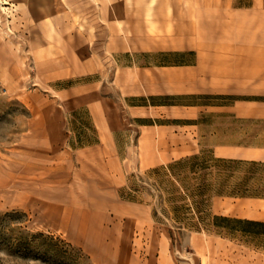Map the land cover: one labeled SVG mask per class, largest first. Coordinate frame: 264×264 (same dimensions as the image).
I'll list each match as a JSON object with an SVG mask.
<instances>
[{"label":"rangeland","instance_id":"obj_1","mask_svg":"<svg viewBox=\"0 0 264 264\" xmlns=\"http://www.w3.org/2000/svg\"><path fill=\"white\" fill-rule=\"evenodd\" d=\"M73 1L0 4V264H264V224L215 219L264 223L263 168L238 187L264 162V107L246 103L264 93L205 91L196 65L215 5L263 18L264 0H126L105 21ZM93 36L115 44L92 57ZM193 154L240 162L210 169L180 222L166 166Z\"/></svg>","mask_w":264,"mask_h":264},{"label":"crops","instance_id":"obj_2","mask_svg":"<svg viewBox=\"0 0 264 264\" xmlns=\"http://www.w3.org/2000/svg\"><path fill=\"white\" fill-rule=\"evenodd\" d=\"M31 0H22L21 5L30 4ZM51 1V2H50ZM90 10H98L102 13L103 21L112 9V5L125 4L126 0H89ZM11 0L3 1L1 4L10 5ZM52 4H50V3ZM41 9L45 5V0H39ZM49 10H79V1L65 3L63 0H48ZM221 6H216L210 11L209 16L214 18L206 20L213 23L210 29H201V38L197 54L198 73L200 79L205 80V91L220 93H240V94H262L264 93V17L257 15L256 10L250 5L237 7L235 9H225L220 12ZM259 9V8H258ZM257 9V10H258ZM214 14H213V13ZM220 12V13H219ZM263 12V10H262ZM24 16V15H23ZM264 16V13H263ZM203 22V20H202ZM107 25V24H106ZM105 26V24L103 25ZM95 36L90 37V55L95 56L96 52L92 48L93 43H106L108 47L115 44V39L107 38L98 41ZM190 43V40H186ZM118 43L124 44L121 39ZM249 105L264 107L263 101L248 99ZM81 151L90 157L91 147L86 146ZM90 199V203H92ZM110 202V201H106ZM116 209L123 208L122 203L111 201Z\"/></svg>","mask_w":264,"mask_h":264},{"label":"trees","instance_id":"obj_3","mask_svg":"<svg viewBox=\"0 0 264 264\" xmlns=\"http://www.w3.org/2000/svg\"><path fill=\"white\" fill-rule=\"evenodd\" d=\"M239 162L240 161H236L230 158H212L210 156L193 154L181 157L169 163L166 166V174L168 175L169 184L172 186H176L175 184L179 185V183H181L184 186V190H182V193H173L172 189V195L168 198L172 203V210L178 220L181 222V220L185 218L183 213L186 211H190V207L186 206V203H179L185 198L191 199V207L195 211V214L202 213L210 194L211 182L208 181V174L210 169H230L232 165ZM220 163H224L226 165L223 166ZM245 163L249 164V166L247 169H245L243 180L238 183V187L245 186L242 189H247V184L250 179L253 178V174L254 172H256L257 167H261L264 170V162L247 161ZM261 186L264 187V183L261 184ZM245 191L246 190H243V192L240 193H246ZM216 193L221 192L217 191ZM215 219L220 220L223 223L233 222L239 224H264L248 219H230L220 216H215Z\"/></svg>","mask_w":264,"mask_h":264},{"label":"bare ground","instance_id":"obj_4","mask_svg":"<svg viewBox=\"0 0 264 264\" xmlns=\"http://www.w3.org/2000/svg\"><path fill=\"white\" fill-rule=\"evenodd\" d=\"M0 2H2V0H0ZM41 8H43L45 11L47 10V8H49L48 0H45V5H42Z\"/></svg>","mask_w":264,"mask_h":264}]
</instances>
